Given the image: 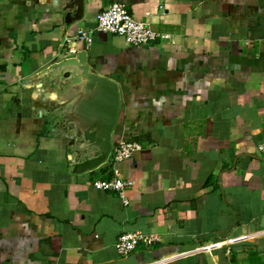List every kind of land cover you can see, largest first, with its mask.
<instances>
[{
  "label": "crops",
  "instance_id": "obj_1",
  "mask_svg": "<svg viewBox=\"0 0 264 264\" xmlns=\"http://www.w3.org/2000/svg\"><path fill=\"white\" fill-rule=\"evenodd\" d=\"M112 3L160 40L74 39ZM79 51L118 87L112 147L139 148L71 174L65 141L45 130L37 89L22 81ZM259 145L264 0H83L81 20L68 26L50 0H0V264H230L248 244L262 255ZM113 167L132 182L125 206L90 186ZM131 232L157 241L116 255L117 236Z\"/></svg>",
  "mask_w": 264,
  "mask_h": 264
},
{
  "label": "water",
  "instance_id": "obj_2",
  "mask_svg": "<svg viewBox=\"0 0 264 264\" xmlns=\"http://www.w3.org/2000/svg\"><path fill=\"white\" fill-rule=\"evenodd\" d=\"M50 2L62 15L64 26L81 20L83 0ZM22 82H31L37 89L34 109L45 130L65 141L70 173L100 168L112 148L111 133L120 106L117 85L91 72L83 51Z\"/></svg>",
  "mask_w": 264,
  "mask_h": 264
},
{
  "label": "built area",
  "instance_id": "obj_3",
  "mask_svg": "<svg viewBox=\"0 0 264 264\" xmlns=\"http://www.w3.org/2000/svg\"><path fill=\"white\" fill-rule=\"evenodd\" d=\"M94 32L120 37L124 43L131 47L150 46L160 40L161 37L150 29L147 22L133 19L124 6L119 3H112L105 10L97 13L94 28L77 30L74 39L82 42L84 46H89ZM69 43L70 39H64L66 47ZM138 148V145L134 143H119L110 149L107 158L111 163L116 164L129 159ZM256 151L264 154V146H257ZM90 186L95 191L116 193L122 205L125 206L127 200L124 197V192L131 189L132 182L122 179L118 169L113 167L111 177L108 180H94L91 181ZM156 241L154 236L140 232L121 233L117 236L113 248L116 255L122 257L133 252L137 245L149 247Z\"/></svg>",
  "mask_w": 264,
  "mask_h": 264
},
{
  "label": "trees",
  "instance_id": "obj_4",
  "mask_svg": "<svg viewBox=\"0 0 264 264\" xmlns=\"http://www.w3.org/2000/svg\"><path fill=\"white\" fill-rule=\"evenodd\" d=\"M248 250H246L245 254V263L244 264H264V261L261 260L262 256L256 249H254L251 245H245ZM230 264H237V261L234 257V254L230 257Z\"/></svg>",
  "mask_w": 264,
  "mask_h": 264
},
{
  "label": "rangeland",
  "instance_id": "obj_5",
  "mask_svg": "<svg viewBox=\"0 0 264 264\" xmlns=\"http://www.w3.org/2000/svg\"><path fill=\"white\" fill-rule=\"evenodd\" d=\"M261 260L264 261V254H262ZM237 264H244L245 263V257L244 256H240L239 258L236 259Z\"/></svg>",
  "mask_w": 264,
  "mask_h": 264
}]
</instances>
